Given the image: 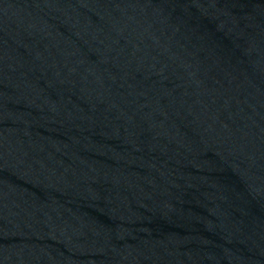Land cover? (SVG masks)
<instances>
[{
    "label": "water",
    "instance_id": "obj_1",
    "mask_svg": "<svg viewBox=\"0 0 264 264\" xmlns=\"http://www.w3.org/2000/svg\"><path fill=\"white\" fill-rule=\"evenodd\" d=\"M0 264H264V0H0Z\"/></svg>",
    "mask_w": 264,
    "mask_h": 264
}]
</instances>
